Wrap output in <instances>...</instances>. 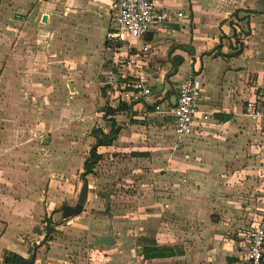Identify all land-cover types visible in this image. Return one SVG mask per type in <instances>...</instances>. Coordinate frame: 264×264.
Listing matches in <instances>:
<instances>
[{
	"label": "crops",
	"instance_id": "0c3cea01",
	"mask_svg": "<svg viewBox=\"0 0 264 264\" xmlns=\"http://www.w3.org/2000/svg\"><path fill=\"white\" fill-rule=\"evenodd\" d=\"M115 1L0 0V264H13L5 262L12 254L29 258V248L43 234L34 230L41 229L39 221L55 210L38 205L36 192L29 187L35 174L30 169L22 172L28 183H14L19 166L32 161L30 157L17 160L14 149L25 142L31 127L47 128L52 137L42 138L46 146L41 165L42 172L46 171L49 162L55 166L47 158L52 157L51 147L57 141L53 133L58 127L70 130L82 123L81 141L87 139L89 151L95 142L91 130L109 131L103 107L118 102H126L130 109L113 116L119 127L117 137L110 145L98 146L97 152L109 153L111 158L117 152L125 153L130 160L149 164L157 181L173 183L172 194L178 200L168 205L174 215L172 234L166 231L162 214L167 205L162 204L161 216L148 214L138 219L144 231H151L148 224H154L151 227L157 236L130 237L134 228L129 222H116L107 214L110 192L96 191V186L90 189L88 181L86 201L91 195L97 205L104 199L113 236H95L93 242L85 243L52 234L43 261L41 247L34 264H248L246 235L255 215L264 211V125L249 120L243 107L247 100L264 102V0H154L158 7L173 14L181 12L182 17L156 24L129 43H110L105 33L112 24ZM128 55L151 89L138 100H126L123 95L132 92L124 86ZM101 70L109 80L99 87ZM188 73L196 74L201 85L200 113L192 132L178 135L168 110L176 101L178 84ZM52 74L63 77L59 98L52 95L56 83ZM40 96L51 100L50 114L37 112L43 109L36 102ZM156 104L160 110L155 109ZM202 114L208 118L202 119ZM87 128L90 133L85 138ZM22 132L24 137H20ZM133 152L141 155L132 156ZM65 160L70 167L67 157ZM41 165H37L39 170ZM51 176L48 170L42 173L47 187ZM183 198L189 209L196 202L203 203L205 215L208 213L189 236H181L176 220L184 207ZM73 221L79 220L69 223ZM123 223L126 226L119 225ZM74 224L79 232L73 227V235L100 233L94 231V223ZM30 235L29 247L25 238ZM145 242L173 246L176 253L144 258Z\"/></svg>",
	"mask_w": 264,
	"mask_h": 264
},
{
	"label": "rangeland",
	"instance_id": "374dc122",
	"mask_svg": "<svg viewBox=\"0 0 264 264\" xmlns=\"http://www.w3.org/2000/svg\"><path fill=\"white\" fill-rule=\"evenodd\" d=\"M122 64V63H121ZM122 67H118V70L121 71ZM25 70V69H24ZM117 68H113L114 74H117ZM103 70H101L100 74ZM21 74H23V71H20ZM54 73V72H53ZM26 75V73H25ZM101 75V81L102 83H99V87L106 86L103 82H106L109 80L108 77H102ZM52 78H56V83L53 86L52 95L54 93L57 94V97L60 96V81L63 79L61 75L58 74H52ZM58 80V81H57ZM96 88V87H95ZM95 90V89H94ZM47 94V93H46ZM44 96H40L36 102L38 106H42L43 109L38 110L36 106H34L37 109V112L40 115H47L50 114V104L51 100H44ZM56 100V99H55ZM35 102V104H36ZM34 104V105H35ZM33 109V108H32ZM96 109V108H95ZM35 110V109H34ZM97 111V110H95ZM43 122H45L43 120ZM81 125L82 123L77 122L74 124L71 129L67 130L63 126L58 127V132H54L53 136L57 139L56 144L54 145V148L51 147V158L48 156V160L50 161L52 159V162L55 166L50 165V162L48 163V167L50 169H44L48 170V173H50L52 176V181L50 182V186L47 187V180L43 179L42 173H46V171H43V165H41L44 161V149L46 144L42 143V138L45 136H51L52 134L48 132V129L44 127H41V129L32 128L27 135V138L24 139L25 142L23 144H20L15 150V155L19 158L17 160L23 161L26 160L27 157L32 158V161L29 162L30 165L25 164V167H21L20 171L17 172L15 175H13L15 181L14 183L16 185H19L20 182L22 183H28V180L26 177L24 178L23 175L25 173H22L23 170L28 171L30 169L31 173H35L33 177H31V180L29 182V187L34 189V192H36L37 197V203L38 205H43L44 208H55V210L50 211L49 216L46 214L42 217V219L39 221V227L41 228L43 234L41 235V239L44 236V225L46 220L51 217V219L55 222H58L61 220V213L58 210L60 206L64 203L73 205L76 201L82 180H81V173L84 171L83 168V162L85 157L87 156V139L82 140V131H81ZM41 126V125H40ZM36 130V131H34ZM85 138L89 135L90 129H85ZM24 132L20 133V137H24ZM52 137V136H51ZM71 138L68 142V139ZM74 138V139H72ZM69 143V144H68ZM79 145H76V144ZM105 152V151H104ZM49 154V153H48ZM47 155V154H46ZM45 155V157H46ZM65 157H67L68 164L70 167L65 165ZM16 158V157H15ZM83 158V160H82ZM65 161V162H64ZM46 164V163H45ZM37 165H41V170L37 168ZM68 167V169L66 168ZM34 171V172H32ZM67 172V173H64ZM151 167L149 164L145 165V162L142 160H130V157L125 153H119L117 152L110 157L109 153L105 154L102 153V161L98 162L96 167L94 168V174L86 175V178L89 183L92 185L91 188H94V190H107L110 192L111 197L109 201L110 208L107 210V214L116 222H129L127 225L130 228H134L131 236L133 238H139V235L147 234L150 236V238H155L157 235H155V227L154 224H148L150 226L151 231H144L141 225L139 226L138 219H144L142 217L147 216L148 214H152V216H157L160 214L161 216V210L163 209L162 204L167 205L164 206L163 211V220L166 221V231L168 233L172 234L171 224L174 220V215L171 213V210L173 209L171 206L168 207L169 204H171L172 201H177L178 199L173 197L172 191H173V183H171L170 180H162L157 181L154 179V174L152 175L150 173ZM42 172V173H41ZM57 173H62L57 174ZM66 174V175H63ZM42 177V178H41ZM95 177H98L100 179H96ZM62 181V182H61ZM49 183V182H48ZM185 183V182H184ZM179 185L176 184L175 187H178ZM181 187V186H179ZM187 186H185L186 188ZM16 189V188H14ZM18 194L17 192H15ZM13 193V194H15ZM263 193V192H262ZM102 199V198H100ZM175 199V200H174ZM183 209L178 214V217L176 216L177 224L180 227L181 236L184 234V236H189L190 232L195 233L194 227H199L202 223L200 221H203V218L208 214L205 215V208L203 203L196 202L193 204V207L191 209L187 206V199L183 198ZM105 202L104 199L100 201V204H96L95 201L92 199V195L89 198V201L85 202L82 217L81 212L79 215L70 218L68 221L63 222L56 226V229L54 232L51 233L55 234L56 237L60 235H67L72 238L73 241H79L83 242L85 240V243L88 241L93 242L92 240H95V236H105L108 234V236H111V233H113L112 227L109 226V218L106 217L105 213ZM91 211H95L92 213ZM111 211V212H110ZM258 213V212H257ZM176 215V214H175ZM215 215L214 213L211 214V216ZM254 215V214H252ZM210 216V214H209ZM252 217V216H251ZM258 215H255V218L251 222L256 223ZM76 218V220L79 221H73V224L69 223L72 219ZM136 220V221H135ZM190 221V223H189ZM74 223H78L81 225H85L88 223H94V231H98L100 235L92 234L90 237L86 236V234L79 233L77 235H73V232L77 230L78 227ZM133 223H135L133 225ZM149 223V222H148ZM154 223V221H152ZM145 224V223H144ZM251 224V225H252ZM122 227L126 226L124 223L119 224ZM192 225V229L189 228V226ZM250 225V227H251ZM73 227H76V230L74 231ZM61 228V230H59ZM142 229V230H141ZM250 229V228H249ZM59 230V231H58ZM141 230V231H139ZM117 232V230H116ZM188 234V235H187ZM32 235V234H31ZM29 236L28 238H25V241L28 242V246L30 245V241L32 236ZM113 236V235H112ZM111 236V237H112ZM40 237V236H39ZM101 238V237H100ZM129 238V237H128ZM187 238V237H184ZM30 240V241H29ZM38 240V239H37ZM102 240V239H100ZM39 242V241H38ZM35 244V243H34ZM33 244V245H34ZM30 247V246H29ZM28 256L30 255V252H27ZM37 257V256H36ZM77 259V258H76Z\"/></svg>",
	"mask_w": 264,
	"mask_h": 264
},
{
	"label": "built area",
	"instance_id": "2783aa9c",
	"mask_svg": "<svg viewBox=\"0 0 264 264\" xmlns=\"http://www.w3.org/2000/svg\"><path fill=\"white\" fill-rule=\"evenodd\" d=\"M182 17L181 12L172 13L155 5L154 0H116L111 11V22L105 33L106 41L130 42L156 24L167 22L173 18ZM132 58L128 55L125 64V87L132 92L124 93L126 100H138L151 93L146 84V76L143 72L134 69ZM201 96V85L194 73H188L177 86L176 101L169 108L173 116L174 132L178 135L190 134L193 130L194 119L199 112L197 102ZM160 110V105H155ZM243 114L252 121H260L264 125V102L260 99L247 100L243 107ZM202 119L208 116L202 114ZM245 259L248 264L264 263V211L253 223L246 235Z\"/></svg>",
	"mask_w": 264,
	"mask_h": 264
},
{
	"label": "trees",
	"instance_id": "16d2710c",
	"mask_svg": "<svg viewBox=\"0 0 264 264\" xmlns=\"http://www.w3.org/2000/svg\"><path fill=\"white\" fill-rule=\"evenodd\" d=\"M124 81H127V79H124ZM101 92L104 95V87H102ZM129 109H130V105H128L126 102H118V104L114 107L108 104H106L103 107L102 110L104 111V118L109 123V131L105 133L99 127L98 128L95 127L91 130V134L94 136L95 142L91 145L88 151V154L85 157L84 162H83V168H84V171H86L85 176L88 174H94V168L96 167L98 162L102 159V154L97 152V147L110 145L117 137L119 127L117 126L113 116L117 112L129 111ZM131 155L139 156L141 154L133 152L131 153ZM54 230L55 228L51 226L50 233L54 232ZM175 253H176V250L173 246H167V245L160 246V245H156L154 242L152 243L145 242L142 245L143 257L148 258V259L157 258V257H160V258L169 257ZM14 258H15L14 261H12L13 259L11 257H6L5 262L18 264L20 257L18 255H14Z\"/></svg>",
	"mask_w": 264,
	"mask_h": 264
},
{
	"label": "water",
	"instance_id": "95a60500",
	"mask_svg": "<svg viewBox=\"0 0 264 264\" xmlns=\"http://www.w3.org/2000/svg\"><path fill=\"white\" fill-rule=\"evenodd\" d=\"M43 20H45V16H43ZM193 54V52H190V54ZM70 87H71V83H69ZM86 171H83L81 174V186L76 198V201L73 205H69V204H62L61 207L59 208V211L61 213V220L58 222L53 221L51 218H49L44 225V236L43 238L36 244L32 245L29 248V252H30V256L29 258H22L19 260V264H34L35 260H36V254H37V250L40 249L41 247H44L43 249V254H41L40 258L41 261H43L44 257H45V253L47 251L48 248V239L51 237V233H50V227H56L57 225L68 221L70 218H73L77 215H79L84 208V204L87 200V194H88V180L85 176ZM35 233H37V235H41L42 234V230L41 229H36L34 230ZM37 239L34 238V241H36ZM14 260V254H12L11 256Z\"/></svg>",
	"mask_w": 264,
	"mask_h": 264
}]
</instances>
